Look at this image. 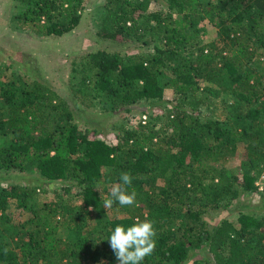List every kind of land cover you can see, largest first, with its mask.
Returning <instances> with one entry per match:
<instances>
[{
	"label": "trees",
	"instance_id": "16d2710c",
	"mask_svg": "<svg viewBox=\"0 0 264 264\" xmlns=\"http://www.w3.org/2000/svg\"><path fill=\"white\" fill-rule=\"evenodd\" d=\"M14 1L22 26L61 37L79 26L87 0ZM154 1L106 0L98 35L143 49L84 54L80 65L72 63L79 75L72 92L84 107L131 112L170 89L159 126L149 116L109 141L81 125L56 90L24 72L16 76L0 57V138L13 135L0 145V173L25 179L0 183V264H118L111 232L145 219L155 221L156 247L141 264H189L197 249L210 254L206 264H264V216L241 212L238 225L205 217L256 191L264 175V0H162L165 10L153 11ZM204 23L217 29L210 41ZM209 84L235 99L226 123L200 116L198 93L212 91ZM233 159L241 160L240 175L226 173ZM124 172L133 177L135 204L105 209ZM55 182V201L40 203L38 192L49 191L44 183ZM12 204L27 217L15 221Z\"/></svg>",
	"mask_w": 264,
	"mask_h": 264
},
{
	"label": "rangeland",
	"instance_id": "374dc122",
	"mask_svg": "<svg viewBox=\"0 0 264 264\" xmlns=\"http://www.w3.org/2000/svg\"><path fill=\"white\" fill-rule=\"evenodd\" d=\"M105 4L106 0H87L81 23L74 31L61 37H43L15 20V15L20 11V7L14 0H0V57L13 63V71L16 76L19 77L20 73L24 72L56 90L69 102L81 125L98 128L106 139L115 141L116 134L122 127L134 129L140 119L158 116L157 125L159 126L166 117L171 106L170 100L174 94L172 90L166 88L165 97L162 100L156 101V103L141 101L137 104L138 107L131 112L124 110L112 112L101 103L84 107L76 100L72 86L79 81V75L73 73L72 63L74 61L80 65L81 57L84 54L100 48L117 49L129 53H137L143 49L137 42L122 45L103 40L98 35L102 18L105 15ZM164 6L165 3L162 0H155L151 9L153 11L165 10ZM204 24V28H207L205 39L210 41L216 37L217 29L208 26L207 23ZM209 85H212V91L198 93L200 116L204 121L218 119L226 123L235 99L229 92L218 90L214 84ZM143 108L148 110L146 115H143ZM12 137V134L1 137L0 145L8 144ZM103 170L108 175L109 168L104 167ZM225 170L229 175H240L244 167L240 159H233L228 162ZM3 173H0V183L3 185L11 182H25L24 177L12 178ZM27 175V181L31 183L37 173L31 171ZM106 177L97 185L99 190L108 183ZM44 185L49 191L38 192V201L40 203L55 201V190L60 188L61 184L55 182L44 183ZM256 185L258 186L256 191L242 194L229 207L208 213L205 217L210 224H215L225 217L238 225V217L241 212L255 213L259 217L264 216V175L256 181ZM70 196L64 195V198L68 199ZM9 212L15 221L27 217V212L18 208L16 204L11 205ZM112 214L124 216L119 211H110V215ZM69 235L68 230L60 229L59 236L67 238ZM209 257L210 254L206 250L197 249L196 255L190 259L189 264H196L197 260L200 261L198 264H206L204 260Z\"/></svg>",
	"mask_w": 264,
	"mask_h": 264
},
{
	"label": "clouds",
	"instance_id": "9594fccd",
	"mask_svg": "<svg viewBox=\"0 0 264 264\" xmlns=\"http://www.w3.org/2000/svg\"><path fill=\"white\" fill-rule=\"evenodd\" d=\"M133 177L130 173H121L120 181L112 186L110 197L104 200V208L109 209L114 203L120 206H132L136 202V192L128 191ZM83 203V202H82ZM155 221L145 219L137 221L131 226L117 225L107 239L113 250L118 264H141L146 256L156 247L157 235ZM7 249H5V253Z\"/></svg>",
	"mask_w": 264,
	"mask_h": 264
}]
</instances>
